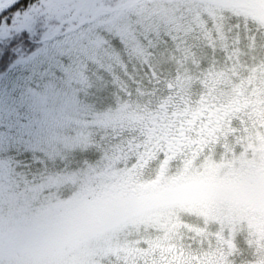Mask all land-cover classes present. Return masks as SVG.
Wrapping results in <instances>:
<instances>
[{
  "label": "rangeland",
  "instance_id": "obj_1",
  "mask_svg": "<svg viewBox=\"0 0 264 264\" xmlns=\"http://www.w3.org/2000/svg\"><path fill=\"white\" fill-rule=\"evenodd\" d=\"M227 1L142 0L0 77V264H264V9Z\"/></svg>",
  "mask_w": 264,
  "mask_h": 264
},
{
  "label": "trees",
  "instance_id": "obj_2",
  "mask_svg": "<svg viewBox=\"0 0 264 264\" xmlns=\"http://www.w3.org/2000/svg\"><path fill=\"white\" fill-rule=\"evenodd\" d=\"M140 1L11 0L0 10V36L11 32L13 37L0 45V77L26 62L48 42L76 32L103 15L132 8ZM230 2L264 9V0H228L226 3ZM22 168H32V165L23 161Z\"/></svg>",
  "mask_w": 264,
  "mask_h": 264
},
{
  "label": "flooded vegetation",
  "instance_id": "obj_3",
  "mask_svg": "<svg viewBox=\"0 0 264 264\" xmlns=\"http://www.w3.org/2000/svg\"><path fill=\"white\" fill-rule=\"evenodd\" d=\"M236 102H239V100H237ZM251 106H249V108L251 107L254 111V113L256 114V116H263L262 113H260V111L258 110V108L256 106H253L252 104H250ZM248 106H242L241 108H238V110H242L247 108ZM236 109V108H235ZM237 110V109H236ZM205 111V110H204ZM202 113V112H201ZM195 117V116H193ZM258 117V118H259ZM192 119V118H191ZM128 118L126 119H122V123L127 122ZM121 126V125H120ZM122 128V127H121ZM128 152V151H127ZM125 153L123 156L122 155H118V157L114 158V161L112 162V169H116V170H120L122 171V175L124 174L125 176L130 173L131 170V166H136V167H145L146 170L149 168L148 165H146L148 162L142 163V165H136L138 163H136L137 161L140 160V158H142V160L144 159V157L140 156L139 158L135 155L133 156H129V153ZM159 158V157H158ZM163 163L161 164L160 170L158 171V176L155 180L149 182L147 185H142L143 190L146 191L149 189L150 186H152L154 189L158 187V183L161 180L165 179V174L167 173L168 169V165H169V161L172 159L173 160V156H163ZM123 159H127L126 162H130L129 163V167L128 168H116V166L118 165V163H120L121 160ZM160 159V158H159ZM172 163V161H171ZM192 164L193 161L191 162ZM144 165V166H143ZM173 165V164H172ZM148 180V177L146 178H139V179H135V181L132 183V185H130L125 192L128 191V189H130V191H132V193L135 195L137 190H136V185L137 182L140 180ZM123 179H121V177H116L113 181H111L110 183H106L104 185L101 186V191H100V197L102 198V200L104 198L107 197V200H104V202L110 203L111 201L114 200V193L115 192H120L122 190V185H123ZM175 184V183H173ZM124 189V188H123ZM126 194V193H125ZM101 199H99V201H102ZM132 211V210H130ZM87 210L85 212L80 213V215H87L86 214ZM219 224V223H218ZM264 229V227L262 228V230ZM221 230L218 232V236L222 235L221 234ZM135 246H139L143 249H132V250H118L117 252L115 251L113 254H115L117 257H119V259H122V261L124 262V264H127V261H131L134 264H206L207 262H204V260L200 257H196V256H191L189 253H187L185 250L183 251H179L178 249H173V248H165V247H154L151 250H148L147 247L148 245L145 244L143 246L139 245V244H135Z\"/></svg>",
  "mask_w": 264,
  "mask_h": 264
},
{
  "label": "snow or ice",
  "instance_id": "obj_4",
  "mask_svg": "<svg viewBox=\"0 0 264 264\" xmlns=\"http://www.w3.org/2000/svg\"><path fill=\"white\" fill-rule=\"evenodd\" d=\"M7 6H10V5H7ZM4 7H5L4 0H0V10H2ZM12 39L13 37L11 35V32L3 36H0V45L5 44ZM48 55L50 54L48 53L47 47L45 46V47L40 48L39 50L34 51L32 55L27 58L26 62L38 63L42 56H48Z\"/></svg>",
  "mask_w": 264,
  "mask_h": 264
}]
</instances>
